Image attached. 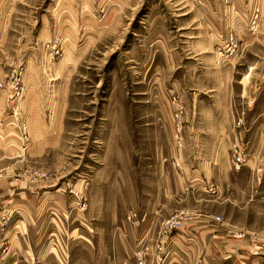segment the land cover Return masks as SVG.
Here are the masks:
<instances>
[{"label":"rangeland","instance_id":"rangeland-1","mask_svg":"<svg viewBox=\"0 0 264 264\" xmlns=\"http://www.w3.org/2000/svg\"><path fill=\"white\" fill-rule=\"evenodd\" d=\"M19 5L25 22L43 25L42 49L58 37V52L46 56L59 62L53 108L28 115L24 148L17 136L0 137V264H139L141 245V264H264V139L231 141L232 204L214 180L175 185L192 104L214 85L247 82L244 61L253 57L264 73V0ZM34 57L30 65L41 66ZM198 214L220 219L194 243L188 226ZM173 241L193 256L183 261Z\"/></svg>","mask_w":264,"mask_h":264},{"label":"crops","instance_id":"crops-1","mask_svg":"<svg viewBox=\"0 0 264 264\" xmlns=\"http://www.w3.org/2000/svg\"><path fill=\"white\" fill-rule=\"evenodd\" d=\"M26 2L27 0H0V83L6 81L11 67L22 62L25 55L27 58V61L24 60L21 95L11 102L7 93L0 91V137H7V141H13L17 136L16 120L22 119L23 123L26 122L27 132L30 128V122L29 127L27 126L28 115L32 119L35 111L38 115L39 108L43 112L47 107L53 108V91L50 86L51 81H54L56 63L59 61H51L46 56L47 50L42 49L43 42L40 40L45 32L41 22L34 26V21L31 24L23 20L19 4ZM31 48H34V52ZM32 53L35 59L38 57L39 61L42 60L41 66L30 65ZM249 53L252 52L247 46L246 56H250ZM253 59L254 62L244 61L247 70L243 77L248 80L252 76L247 82L239 81L238 88L234 84L214 85L210 97L193 103L192 113L184 117L180 134L182 148L176 151L179 167L176 168L175 176L177 187H182L190 179L199 183L214 180L218 183V188L228 187V202L233 203L232 188L239 183L235 179L239 171L232 167L229 160L231 141L264 139V73L256 67V58ZM11 105L17 113V119L7 113ZM46 119L43 118V121L46 122ZM244 169L248 170L243 167L241 171ZM198 215L196 221L188 226L197 235L194 243L197 240L203 242L202 237L215 230L209 223L214 219L212 214ZM213 236L215 237L214 234ZM173 242L172 246H177ZM177 248L183 253L182 255L177 251L178 257H183V261L184 255H192L191 251L181 250L178 246Z\"/></svg>","mask_w":264,"mask_h":264},{"label":"built area","instance_id":"built-area-1","mask_svg":"<svg viewBox=\"0 0 264 264\" xmlns=\"http://www.w3.org/2000/svg\"><path fill=\"white\" fill-rule=\"evenodd\" d=\"M260 9L259 8H255L254 12H253V17H252V21H251V27L252 29H254L257 26V23L259 21L260 18ZM57 36H55L53 38V40L49 43L45 45V49L47 50V55L49 57H52L54 54H56L59 50V48L56 46L57 43ZM22 68L17 66L15 69H13L9 75V82L6 85H1L0 84V89L5 88L7 95L10 99V101H14L15 98H18L21 95L22 92ZM176 109L178 110V112L175 114V116L178 118L182 112L181 110V106H179L178 104H176ZM7 113H10V115L12 117H14L15 119H17L16 115V111L15 109H13V106L11 105L9 107V111ZM15 129H16V135L17 138L19 139V144L21 145L22 149L24 148V145L26 143V140L28 138L27 132H26V128L24 126V124L22 123V121L20 120H16L15 121ZM209 189L213 190L214 187L212 185H209ZM215 191V190H213ZM133 217V215H132ZM216 220H219V217H214ZM129 219V217H128ZM131 223V222H130ZM172 237H169V239L166 240V242H169L170 240L172 241ZM163 243L164 240L162 239V237H160L158 240H156V244H155V248L157 250V253L159 254V257H161L163 254ZM173 244V243H172ZM147 246L145 245H141L140 247H136L134 249V258L137 260V263L141 264L143 262V256H144V251L147 250ZM169 260V259H168Z\"/></svg>","mask_w":264,"mask_h":264}]
</instances>
